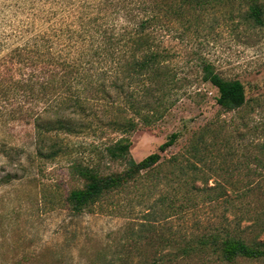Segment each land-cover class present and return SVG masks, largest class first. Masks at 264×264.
Masks as SVG:
<instances>
[{"label":"rangeland","instance_id":"1","mask_svg":"<svg viewBox=\"0 0 264 264\" xmlns=\"http://www.w3.org/2000/svg\"><path fill=\"white\" fill-rule=\"evenodd\" d=\"M117 1L123 0H100V7L103 15L120 23L124 12L112 13ZM95 2L0 0V264H93L102 255L112 259L121 238L123 251L133 252L126 232L133 231L142 212L163 196L174 197V209L166 214V221L158 217L157 222L168 225L175 237L207 232L221 216L230 220L225 210L230 203L243 210L264 206V0H250L208 5L188 12L181 22L165 25L163 31L154 28L155 44L166 48L181 89L169 115L153 128L131 134L130 156L141 161L157 152L172 133L178 134L176 142L161 154V165L136 183L103 194L79 214L69 210V191L84 186L70 173L75 153L44 157L50 142H36L34 126L45 105L43 98L30 117H23L28 111L9 113L15 105L8 95L19 78L9 56L55 26V20L72 21L69 17L77 6L78 11H86ZM252 6L259 9L260 23L250 17ZM200 62L210 63L226 80L240 81L246 103L230 112L220 109L216 89L199 80ZM97 136L69 138L85 158L82 162L93 160L91 141L102 144ZM197 139L202 143L194 152L191 147ZM3 146L10 149L4 152ZM100 166L102 174L124 168L110 161ZM258 240L264 242V232ZM139 251L150 259L156 249L141 246ZM207 254L208 261L178 264H222L215 254ZM231 264L264 261L238 258Z\"/></svg>","mask_w":264,"mask_h":264},{"label":"trees","instance_id":"2","mask_svg":"<svg viewBox=\"0 0 264 264\" xmlns=\"http://www.w3.org/2000/svg\"><path fill=\"white\" fill-rule=\"evenodd\" d=\"M95 1L94 5L99 4L96 9L93 5L89 10L78 11L77 6V10L71 11L72 21L67 22L64 17L55 20V26L35 35L32 42L18 51L14 49L9 56V63L19 71L8 95L15 105L9 113L28 111L23 117H30L33 107L43 98L45 105L34 126L36 142H50L44 157H72L75 153L70 173L84 182L82 188L70 190L67 196L68 208L75 214L87 210L103 194L134 184L143 174L160 166L161 154L176 142L178 134L172 133L157 152L141 161L130 156L131 134L142 127L151 129L169 115L179 98L177 90L181 89L166 48L155 44L154 28L159 26L163 31L165 25L181 22L188 12L208 5L250 0H126L125 5L124 0L117 1L112 5V13L124 12L125 20L120 23L103 15L100 0ZM259 14L256 6L250 8V17L260 23ZM199 69L200 82L216 89L215 101L220 109L230 112L246 103L240 81L222 78L207 62H200ZM87 136H97L102 142L95 145L91 141L94 162H82L85 158L70 145L69 138ZM200 143L198 140L191 147L194 152H198ZM8 149L4 147L2 151ZM38 154L43 156L41 149ZM102 161L120 163L124 168L102 174ZM174 203V197L163 196L142 212L143 218L136 222L133 231L126 232L129 236H124L132 238L133 252L123 251L125 244H121V238L112 259L102 255L93 264L208 261L204 256L207 252L215 254L222 264L234 263L238 258L264 261V242L258 240L264 232V206L243 210L230 203L225 208L230 220L221 216L222 220L207 232L175 237L168 225L159 226L157 222L158 217L166 221ZM141 246L156 251L149 259L139 251Z\"/></svg>","mask_w":264,"mask_h":264}]
</instances>
